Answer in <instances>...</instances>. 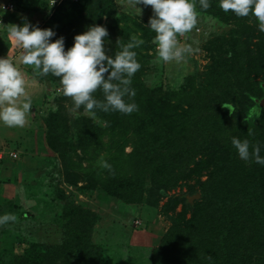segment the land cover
<instances>
[{
  "label": "rangeland",
  "instance_id": "1",
  "mask_svg": "<svg viewBox=\"0 0 264 264\" xmlns=\"http://www.w3.org/2000/svg\"><path fill=\"white\" fill-rule=\"evenodd\" d=\"M8 1L14 2L19 12H5L1 17L6 24L0 30V44L5 47L0 50V57L7 54L12 57L14 52L18 55L19 50L9 40L6 26L20 24L22 17L41 29L51 28L57 34L53 40L63 36L66 50L73 45L75 35L92 25L107 29L104 47L108 55L114 56L133 36L143 39L144 43L133 49L137 52L141 68L134 75L131 85L136 90L132 99L139 106V110L133 113L143 119V126L154 122L152 120L158 113L155 108H159L158 98L178 93L189 79L188 87L190 84L203 87L208 80L207 75H211V65L221 61L223 50L228 49L235 35H244L246 31L242 28H253L257 22L254 17L246 23L237 18L228 21L230 12L226 18V13L219 7V0L207 10L200 8L199 0H194L198 24L191 32L179 36L182 37V44L190 45L193 51L181 63H165L158 58L156 45L152 43L155 33L147 27L153 14L150 5L140 4L137 6L139 10L132 7L129 0H85V10L52 13L46 6V0H0V4ZM214 5L215 12L210 10ZM208 13L219 15L224 22ZM256 31L260 34L254 43L262 50L254 57L262 59L263 33L258 28ZM230 63L234 64L233 61ZM255 64L258 65V61ZM20 70L26 82V92L31 98V109L26 114L27 122L23 128L0 124V215H16L15 222L0 226V264H29L36 255V247L61 244L65 230H76L80 239L84 240L92 224L89 239L91 244L98 245L105 264H159L153 257L160 248L162 238L170 230L173 219H190L191 214L185 210L187 204L184 201L190 203L189 200L195 197L192 194L198 191L196 182L206 181L207 175L215 170L222 169L225 173L233 169L216 157L211 162L209 156L197 157L194 161L196 165L189 168L193 176L167 188L168 196L145 194L138 204H127L121 197H128V191L113 190L111 183H105V174L95 171L101 165V159L109 163V155L112 154L124 163L125 156L132 152L135 145L136 122L131 120L125 127L122 124L113 125V114L96 110L92 115L85 113L83 107L76 109L71 98L63 95L58 77L41 75L34 72L31 66ZM223 71L227 70L224 68ZM260 72V75L252 77L253 88L260 97L253 99L247 118H264V65L260 66ZM142 88L146 96L138 94ZM228 92H231L229 96L224 98L223 95L220 102L221 108L227 111L231 106H224V103H230L228 99L234 94L233 89H228ZM94 95L103 99L100 91ZM189 97L180 101L185 107ZM143 111L146 112L142 114ZM157 124L167 127V122L161 124L156 121ZM259 124L254 122L247 126L258 127L264 134V119ZM192 125L193 121L189 127ZM249 130L251 132L246 139L249 142L256 140L253 129ZM242 131V127L238 130L234 128V136L240 138ZM195 137H201L200 131ZM218 139L211 142L212 147H205L208 155L216 153L218 156L225 152L221 141L227 140L226 136H219ZM57 143L63 144L65 154L57 152ZM118 147L123 148V153L116 152ZM232 153L240 159L234 148ZM13 154L15 157L11 156ZM260 155L264 156V153L260 151ZM253 160L247 161L249 168ZM254 169L258 167L254 166ZM125 170L132 173L125 175V179L129 180L133 175L137 182L139 177L135 176V171L124 163L120 174ZM144 184V188L151 186L149 180ZM85 211L95 215L93 223L92 217ZM67 216L71 217L69 225ZM135 221H140L141 226L135 227ZM49 257L43 253L34 260L36 264H46L51 261Z\"/></svg>",
  "mask_w": 264,
  "mask_h": 264
},
{
  "label": "trees",
  "instance_id": "2",
  "mask_svg": "<svg viewBox=\"0 0 264 264\" xmlns=\"http://www.w3.org/2000/svg\"><path fill=\"white\" fill-rule=\"evenodd\" d=\"M8 2L13 3L15 7L13 13L19 12L14 2ZM215 3L217 0H211V6ZM216 5L210 10L217 11ZM46 6L52 13L85 10L83 9L85 0H79L76 4L67 1L53 7L46 0ZM208 15L224 22L219 15L215 16L212 13ZM236 18L246 23L253 17H237L229 13L228 21H235ZM257 23H254L253 28L243 27L242 30L246 31L244 35H235L236 38L228 45V49L223 50L221 61L211 65L213 66L210 70L211 75H207L208 80L203 87H196L193 84L188 87L189 79L178 93H169L168 96L158 98L159 108H155L158 113L154 117L156 120H152L153 123L143 126V119L136 113L124 115L119 112H108L113 114V125L122 124L125 127L131 120L136 122L135 145L132 152L125 156L124 163L135 171V176L139 177L137 182L133 175L129 180L125 179V175L132 174L130 171L125 170L122 172L123 175L120 174L124 163L114 154L109 155L111 169L99 165L95 171L105 174L104 181L111 183L113 190L128 191V197H121L127 204H138L145 194L168 196L167 188H172L178 182L193 176L189 168L196 165L194 161L197 157L209 156V162L216 157L233 169L226 170L225 173L222 169L215 170L207 175L206 181L196 182L198 191L192 196L198 194L199 199L193 203L184 201L187 204L185 210L191 214L190 219L186 221L184 218L173 219L170 230L162 238L160 248L153 257L159 264H264L263 167L253 160L249 168L247 162L231 154L234 128L238 130L240 127L244 129L239 135L241 140L250 135L249 128L253 129L255 132L253 138L256 140L251 141L250 145H259L261 152L264 153V134H261L258 127L247 126L248 123L259 124L264 118L246 117L253 105V99L260 97L253 88L252 77L260 75V66L264 65V58L254 57L262 50L254 43L260 34L256 31ZM3 47L4 45L0 44L1 51ZM254 49L257 51H253ZM231 61L234 64L230 63ZM257 61L258 65L255 64ZM224 68L227 71H223ZM217 72L219 75H214ZM227 73L231 75H226ZM139 83L141 85V82ZM228 89H233L234 94L228 99L230 103H224V106H231L227 111L221 108L220 102L223 95L227 98L231 93ZM138 94L146 96L143 88ZM190 94L193 96L189 97ZM187 97L189 99L185 107L180 101ZM156 121H160L161 124L167 122V127L155 125ZM192 121L193 125L189 127ZM199 131L201 137L196 138L195 134ZM223 135L227 138L221 141L225 152L218 156L216 153L208 155L205 147H212L211 142L219 140V136ZM54 146L55 143L52 147ZM56 146L58 153L65 154L62 151V143H57ZM194 150L196 152L192 153ZM118 151L123 153V148L118 147L116 152ZM254 166L258 169L255 170ZM146 180L150 181L149 188L143 187ZM85 212L92 217L93 223L95 215L90 211ZM67 224H71L70 216H67ZM92 227L93 224L89 226L88 236L84 240L80 239L76 230L73 232L65 230L61 244L36 247V255L29 264H36L34 258L43 253L49 255L51 259L46 264H105L98 245L90 242Z\"/></svg>",
  "mask_w": 264,
  "mask_h": 264
},
{
  "label": "clouds",
  "instance_id": "3",
  "mask_svg": "<svg viewBox=\"0 0 264 264\" xmlns=\"http://www.w3.org/2000/svg\"><path fill=\"white\" fill-rule=\"evenodd\" d=\"M129 3L134 8L140 4L151 6L153 14L147 27L155 33L152 43L161 61L181 63L192 53L191 46L182 44L178 37L191 32L198 24L194 0H129ZM199 6L207 10L211 0H199ZM219 7L237 17H254L258 30L264 33V0H219ZM5 12V6L0 4V17ZM6 32L19 51L15 62L8 55L0 57V124L23 128L31 109V98L18 64L31 66L34 72L44 76L58 77L63 95L71 98L76 109L83 107L85 113L95 115L96 110H100L130 115L139 110L132 99L136 90L131 85L141 64L133 49L139 48L143 39L131 37L130 42L113 56L108 55L104 47L108 31L100 25L89 26L75 35L73 45L67 50L63 36L53 40L57 35L55 31L41 29L26 17H22L20 24L7 25ZM97 91L102 93V100L94 95ZM231 144L241 160L254 159L264 166L259 145H250L249 140L235 136ZM100 164L111 169L103 159ZM15 220L14 213H4L0 215V226H9Z\"/></svg>",
  "mask_w": 264,
  "mask_h": 264
},
{
  "label": "built area",
  "instance_id": "4",
  "mask_svg": "<svg viewBox=\"0 0 264 264\" xmlns=\"http://www.w3.org/2000/svg\"><path fill=\"white\" fill-rule=\"evenodd\" d=\"M72 2V3H78V1L79 0H54V2H53V0H48V2H49V5L50 6H59L60 4H62V3H64V2ZM4 6H5V8H6V12L7 13H13V12H15V7H14V5H13V3H11V2H6L5 4H4ZM0 24H3L4 25V21H3V18H1L0 17ZM4 28V26H0V30H2ZM178 39H179V41L182 43V37H178ZM11 156H14L15 157V154H13V155H11ZM134 226L135 227H139V226H141V223H140V221H135L134 222Z\"/></svg>",
  "mask_w": 264,
  "mask_h": 264
},
{
  "label": "crops",
  "instance_id": "5",
  "mask_svg": "<svg viewBox=\"0 0 264 264\" xmlns=\"http://www.w3.org/2000/svg\"><path fill=\"white\" fill-rule=\"evenodd\" d=\"M3 48H5V47H3ZM13 49H14V48H13ZM12 54L15 55V52L12 53ZM7 55H8V54H7ZM13 55H12V57H11V56H8V57L11 58V59H13L14 62H15L17 55H15L14 58H13ZM18 65H19V64H18ZM19 66H21V65H19ZM25 66H26V65H22V67H25ZM22 67H19V68L21 69Z\"/></svg>",
  "mask_w": 264,
  "mask_h": 264
},
{
  "label": "water",
  "instance_id": "6",
  "mask_svg": "<svg viewBox=\"0 0 264 264\" xmlns=\"http://www.w3.org/2000/svg\"><path fill=\"white\" fill-rule=\"evenodd\" d=\"M195 199H199V195H196L195 197L191 198V199L189 200V202L192 203L193 200H195Z\"/></svg>",
  "mask_w": 264,
  "mask_h": 264
}]
</instances>
